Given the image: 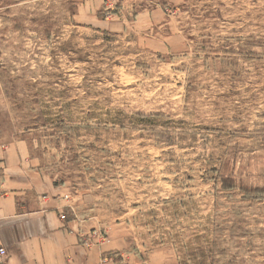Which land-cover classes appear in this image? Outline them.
<instances>
[{"label":"rangeland","instance_id":"1","mask_svg":"<svg viewBox=\"0 0 264 264\" xmlns=\"http://www.w3.org/2000/svg\"><path fill=\"white\" fill-rule=\"evenodd\" d=\"M18 139L83 264H264V0H0Z\"/></svg>","mask_w":264,"mask_h":264},{"label":"crops","instance_id":"2","mask_svg":"<svg viewBox=\"0 0 264 264\" xmlns=\"http://www.w3.org/2000/svg\"><path fill=\"white\" fill-rule=\"evenodd\" d=\"M58 192L25 141L0 146V247L7 264H83L81 230L60 217Z\"/></svg>","mask_w":264,"mask_h":264},{"label":"trees","instance_id":"3","mask_svg":"<svg viewBox=\"0 0 264 264\" xmlns=\"http://www.w3.org/2000/svg\"><path fill=\"white\" fill-rule=\"evenodd\" d=\"M220 181L223 189H231L238 187L246 196H250L251 194H260L263 192V189L261 188H251L245 186L242 183H237V181H235V179H233L232 177H221Z\"/></svg>","mask_w":264,"mask_h":264},{"label":"built area","instance_id":"4","mask_svg":"<svg viewBox=\"0 0 264 264\" xmlns=\"http://www.w3.org/2000/svg\"><path fill=\"white\" fill-rule=\"evenodd\" d=\"M62 219L65 218L64 215L60 216ZM5 258H6V250L2 247H0V264H7V262H5Z\"/></svg>","mask_w":264,"mask_h":264}]
</instances>
